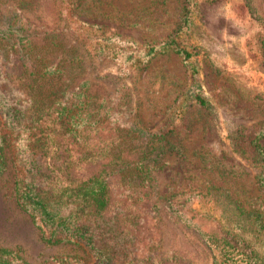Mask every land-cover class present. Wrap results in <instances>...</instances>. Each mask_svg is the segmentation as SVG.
I'll list each match as a JSON object with an SVG mask.
<instances>
[{"label":"rangeland","instance_id":"1","mask_svg":"<svg viewBox=\"0 0 264 264\" xmlns=\"http://www.w3.org/2000/svg\"><path fill=\"white\" fill-rule=\"evenodd\" d=\"M0 20L5 31L25 30L19 38L30 30L36 46H78L89 94L120 117L103 135L147 150L144 138L167 134L152 185L122 186L119 196L154 189L178 197L170 206L149 205L140 217L136 205L122 209L103 229L102 254L83 241L52 245L46 218L38 226L17 199V186L24 196L43 181L30 179L33 167L7 144L0 249L12 254L0 255V264H246L239 248L218 251L221 228L264 261V157L254 143L264 133V0H0ZM197 92L205 104L190 100ZM49 124L53 142L56 119ZM258 141L264 146V135ZM149 151L143 156L152 165ZM54 178L48 181L61 180ZM60 191L46 201L66 200L63 191L56 197ZM191 205L196 226L176 212Z\"/></svg>","mask_w":264,"mask_h":264},{"label":"trees","instance_id":"2","mask_svg":"<svg viewBox=\"0 0 264 264\" xmlns=\"http://www.w3.org/2000/svg\"><path fill=\"white\" fill-rule=\"evenodd\" d=\"M1 25L0 175L6 168L7 144L16 145L19 157L28 160L24 164L29 162L33 167L30 179L43 181V185L35 183L30 194L24 196L17 186L18 203L32 214L38 226L42 225L40 217L46 218L48 226L52 227L46 241L52 245L83 241L96 254H102L99 241L107 234L103 229L117 219L122 209L136 205L139 211L134 215L140 217L148 211L149 205L162 208L173 205L178 198L176 193L160 194L154 189L126 195L119 191L120 196L116 192L122 186L138 189L147 183L152 185L156 159L164 146L160 144L167 134L144 138L143 143L149 144L147 150L134 143V139L103 135L108 126L116 127L120 117L115 118L106 108V99L89 94L85 59L78 46H36L38 42L29 38L32 33L27 28L28 34L19 38L25 30L5 31L2 20ZM182 51L186 57L191 56ZM190 100L205 104L201 92L193 94ZM50 116L56 119L58 127L53 142ZM5 118L12 126L6 124ZM93 132L97 133V140L90 142L93 137L84 143ZM262 135L264 133L258 134L254 143L259 155L264 157V146L258 141ZM146 151L155 155L152 165L151 159L145 160L143 156ZM53 177L61 180L50 183L48 179ZM60 190L67 194L66 200ZM53 191H60L61 196L56 197L64 199L46 201V197L55 196ZM29 198L34 202H29ZM176 212L189 226H196L193 205ZM109 230L113 235L116 228L110 226ZM60 232H67V236L59 237ZM215 241L218 247L222 242V249L218 250L222 251V256L228 253L225 247L231 246L244 251L246 264H264L258 252L240 240L232 229L221 228ZM5 254L12 252L0 249V255Z\"/></svg>","mask_w":264,"mask_h":264}]
</instances>
